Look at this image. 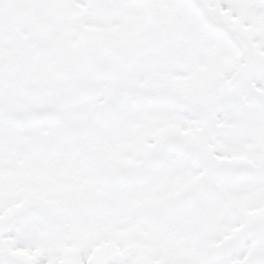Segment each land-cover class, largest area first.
<instances>
[{
    "label": "snow or ice",
    "instance_id": "6c2138e0",
    "mask_svg": "<svg viewBox=\"0 0 264 264\" xmlns=\"http://www.w3.org/2000/svg\"><path fill=\"white\" fill-rule=\"evenodd\" d=\"M0 264H264V0H0Z\"/></svg>",
    "mask_w": 264,
    "mask_h": 264
}]
</instances>
